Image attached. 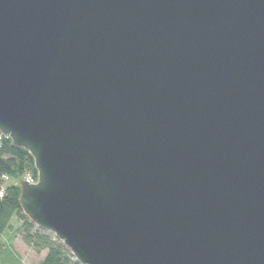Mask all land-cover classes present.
Here are the masks:
<instances>
[{
	"label": "water",
	"instance_id": "95a60500",
	"mask_svg": "<svg viewBox=\"0 0 264 264\" xmlns=\"http://www.w3.org/2000/svg\"><path fill=\"white\" fill-rule=\"evenodd\" d=\"M0 133L80 264H264V0H0Z\"/></svg>",
	"mask_w": 264,
	"mask_h": 264
},
{
	"label": "trees",
	"instance_id": "16d2710c",
	"mask_svg": "<svg viewBox=\"0 0 264 264\" xmlns=\"http://www.w3.org/2000/svg\"><path fill=\"white\" fill-rule=\"evenodd\" d=\"M31 174L37 179L33 157L23 147L15 146L7 137L0 140V255L1 264H21L13 251L11 240H5L12 217H15L16 233L23 243L40 253L46 251L38 264H80L69 250L46 230L36 226L23 213L20 204V182ZM5 179H8L7 182ZM8 243V245H6ZM9 246V247H8ZM4 253V255H2Z\"/></svg>",
	"mask_w": 264,
	"mask_h": 264
},
{
	"label": "rangeland",
	"instance_id": "374dc122",
	"mask_svg": "<svg viewBox=\"0 0 264 264\" xmlns=\"http://www.w3.org/2000/svg\"><path fill=\"white\" fill-rule=\"evenodd\" d=\"M24 179H25V176L21 181H23ZM5 180L7 182L8 179H5ZM10 225H13V226L6 233L4 238L5 240H9V239L11 240L13 251L18 255L20 259V263L21 264H37V262L46 254V251L37 253L33 249H31L29 246L23 243L20 236L15 232L16 231L15 217H12L10 221ZM6 245H8V243H6ZM2 255H4V253ZM1 258H4V256L0 255V260Z\"/></svg>",
	"mask_w": 264,
	"mask_h": 264
},
{
	"label": "built area",
	"instance_id": "2783aa9c",
	"mask_svg": "<svg viewBox=\"0 0 264 264\" xmlns=\"http://www.w3.org/2000/svg\"><path fill=\"white\" fill-rule=\"evenodd\" d=\"M2 137H5L2 133H0V140ZM27 182L36 183L37 179L34 178L31 174H26L25 179ZM2 195V191L0 192V196Z\"/></svg>",
	"mask_w": 264,
	"mask_h": 264
},
{
	"label": "crops",
	"instance_id": "0c3cea01",
	"mask_svg": "<svg viewBox=\"0 0 264 264\" xmlns=\"http://www.w3.org/2000/svg\"><path fill=\"white\" fill-rule=\"evenodd\" d=\"M45 256V255H44ZM44 256L37 262V264L44 258Z\"/></svg>",
	"mask_w": 264,
	"mask_h": 264
}]
</instances>
